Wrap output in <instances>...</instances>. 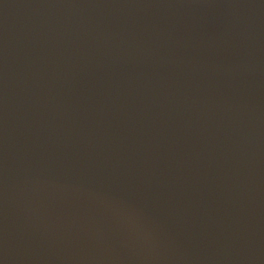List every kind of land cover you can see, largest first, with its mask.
<instances>
[{
    "label": "water",
    "instance_id": "95a60500",
    "mask_svg": "<svg viewBox=\"0 0 264 264\" xmlns=\"http://www.w3.org/2000/svg\"><path fill=\"white\" fill-rule=\"evenodd\" d=\"M0 264H264V0H0Z\"/></svg>",
    "mask_w": 264,
    "mask_h": 264
}]
</instances>
